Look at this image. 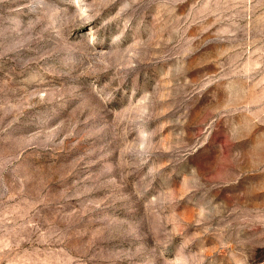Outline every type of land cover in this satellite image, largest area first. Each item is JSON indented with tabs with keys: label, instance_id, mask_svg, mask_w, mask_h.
I'll return each instance as SVG.
<instances>
[{
	"label": "rangeland",
	"instance_id": "obj_1",
	"mask_svg": "<svg viewBox=\"0 0 264 264\" xmlns=\"http://www.w3.org/2000/svg\"><path fill=\"white\" fill-rule=\"evenodd\" d=\"M0 264H264V0H0Z\"/></svg>",
	"mask_w": 264,
	"mask_h": 264
}]
</instances>
